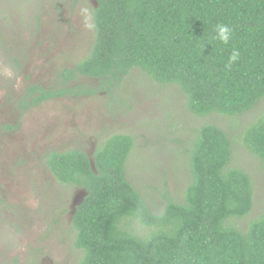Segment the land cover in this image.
<instances>
[{"label":"trees","instance_id":"16d2710c","mask_svg":"<svg viewBox=\"0 0 264 264\" xmlns=\"http://www.w3.org/2000/svg\"><path fill=\"white\" fill-rule=\"evenodd\" d=\"M217 24L232 29L228 44L212 39ZM94 27L89 54L59 72L65 83L89 76L111 90L139 68L178 86L198 116H238L264 99V0H97ZM234 48L241 57L226 68ZM95 92L35 85L23 104ZM242 142L264 162V113L244 129ZM133 145L132 136L114 134L94 161L79 148L46 156L57 181L87 191L72 219L80 264H264V212L245 228L237 223L253 208L254 184L247 171L230 167L227 131L213 123L196 130L186 148L191 179L184 199L164 195L161 212L126 175Z\"/></svg>","mask_w":264,"mask_h":264},{"label":"rangeland","instance_id":"374dc122","mask_svg":"<svg viewBox=\"0 0 264 264\" xmlns=\"http://www.w3.org/2000/svg\"><path fill=\"white\" fill-rule=\"evenodd\" d=\"M96 7L97 0H0V264H80L72 219L87 191L57 181L46 156L79 148L93 160L114 134L132 136L126 175L149 207L161 212L164 195L184 199L191 179L186 148L196 130L219 125L234 142L230 167L247 171L254 184L253 208L237 223L245 228L264 212V162L242 142L244 129L264 113V99L238 116H198L178 86L159 83L139 68L111 90L89 76L65 83L59 72L93 47ZM35 85L96 92L27 107L23 102L31 100Z\"/></svg>","mask_w":264,"mask_h":264},{"label":"clouds","instance_id":"9594fccd","mask_svg":"<svg viewBox=\"0 0 264 264\" xmlns=\"http://www.w3.org/2000/svg\"><path fill=\"white\" fill-rule=\"evenodd\" d=\"M86 11V10H85ZM232 29L226 24H217L215 26V35L212 37L213 40H218L224 44H228L231 39ZM241 53L239 49L234 48L229 57L226 68H231L232 64L239 61ZM6 75L11 76V70L6 71Z\"/></svg>","mask_w":264,"mask_h":264},{"label":"water","instance_id":"95a60500","mask_svg":"<svg viewBox=\"0 0 264 264\" xmlns=\"http://www.w3.org/2000/svg\"><path fill=\"white\" fill-rule=\"evenodd\" d=\"M94 164V163H93Z\"/></svg>","mask_w":264,"mask_h":264}]
</instances>
